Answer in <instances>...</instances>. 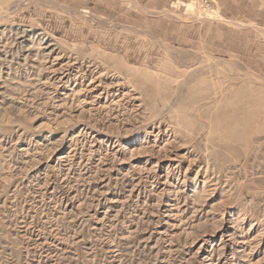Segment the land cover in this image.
I'll use <instances>...</instances> for the list:
<instances>
[{
	"label": "rangeland",
	"instance_id": "rangeland-1",
	"mask_svg": "<svg viewBox=\"0 0 264 264\" xmlns=\"http://www.w3.org/2000/svg\"><path fill=\"white\" fill-rule=\"evenodd\" d=\"M192 2L0 0V264H264V0Z\"/></svg>",
	"mask_w": 264,
	"mask_h": 264
},
{
	"label": "built area",
	"instance_id": "built-area-1",
	"mask_svg": "<svg viewBox=\"0 0 264 264\" xmlns=\"http://www.w3.org/2000/svg\"><path fill=\"white\" fill-rule=\"evenodd\" d=\"M192 1L200 9H203V8L208 9L207 11H212V9L216 5V0H192Z\"/></svg>",
	"mask_w": 264,
	"mask_h": 264
},
{
	"label": "bare ground",
	"instance_id": "bare-ground-1",
	"mask_svg": "<svg viewBox=\"0 0 264 264\" xmlns=\"http://www.w3.org/2000/svg\"><path fill=\"white\" fill-rule=\"evenodd\" d=\"M192 6H193V5H190V8H192ZM38 25H39V24H38ZM38 34H39V33H38ZM44 34H47V33H45V32H41V33H40V35L43 36V37L41 38V40L44 41V42H43L44 44H47L48 39L51 38L52 35H51V36L49 35L50 37L48 36L49 38H47V35H44ZM54 37H55V36H54ZM54 37H53V38H54ZM24 39H25V38H24ZM51 40H52V39H51ZM42 41H41V42H42ZM57 42H58V41H57ZM51 45H52V43L48 44L47 47H45V48H48V47H50ZM50 51H51V50H50ZM54 52H55V51H54Z\"/></svg>",
	"mask_w": 264,
	"mask_h": 264
}]
</instances>
